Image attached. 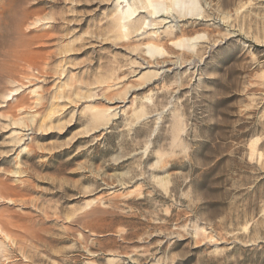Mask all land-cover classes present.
<instances>
[{"label":"rangeland","instance_id":"374dc122","mask_svg":"<svg viewBox=\"0 0 264 264\" xmlns=\"http://www.w3.org/2000/svg\"><path fill=\"white\" fill-rule=\"evenodd\" d=\"M196 3L161 73L112 0H0V264H264V0Z\"/></svg>","mask_w":264,"mask_h":264},{"label":"bare ground","instance_id":"6f19581e","mask_svg":"<svg viewBox=\"0 0 264 264\" xmlns=\"http://www.w3.org/2000/svg\"><path fill=\"white\" fill-rule=\"evenodd\" d=\"M112 1L114 3V7H115V10L113 12L114 13L113 17H114V21H115L114 27L120 32V34L122 35V38H128L130 35L132 37V34L135 36H141L142 38L140 37V39H142V40L146 39L147 40L144 43V45H145V49L147 50V53L151 57L153 55H157V56H161V57L170 58L168 60L166 59V61L163 58L162 60H164V62L163 63L161 62L162 65H158L156 63L157 61L155 62V65H153V63L150 64L149 62H145V61L141 60V63L138 65L141 69H144L143 67H145V68H157V69L162 68L161 69L162 70L161 73H162V72L168 71V69H163L166 66H170L173 69H175V68L177 69V68H180L181 66L184 65V61L182 62L180 60V55H181L180 53L177 56H173L170 54V51L168 49H166L165 47H164L165 48L164 49L162 47L163 45L161 46V44H160L161 40L164 38L168 39L166 47L168 46L170 48H174L176 50H179V51H182L183 53H188V54H193L196 52V48H195L194 43L198 39H201V37H203V36L190 38V39H183V40H173V38H171L175 35L176 30L174 31V28L178 27L177 23L179 21H182V20H179L180 17H182V16L185 17L184 15H186V16H188V15L200 16L201 15V12H200L199 7L196 3V0H146V3H144L142 8H144L146 10L149 9V10L147 11L148 16L143 18V19H140L138 17L140 15V13H142V12H138L137 8L134 6L133 1L132 2H128L127 0H112ZM199 19H200V17H199ZM165 26H166L165 31H163L164 34L161 35L163 32H160V29H163ZM179 28H180V26H179ZM7 52H8V50H7ZM189 63H187L186 65H188ZM14 65H15V63H14ZM3 67H4V65H3ZM139 67H137V68H139ZM171 68H169V69H171ZM10 84H11L10 85L11 90L0 95V98L2 99L3 103L10 100L9 98L11 96L17 95L18 91L20 89V87L17 83L10 81ZM32 92H35V91L32 90ZM93 95L94 94L90 95L88 98H92ZM64 98H66V97H64L62 95V97L58 98L59 99L58 101H61ZM124 101H119L118 102L119 105L114 106V108L110 107V108H107L106 111H102L104 113H101V112L96 113L95 118L96 119L101 118L103 120L107 119L109 121L110 120L109 118L115 116V113L114 114H112V113L115 112L117 109H120L121 108L120 104L124 103ZM107 102H109V101H107ZM25 119L30 122L33 119V115L24 114V116L19 117L17 119H12L10 122H11L13 127L16 126V128H17L19 125H20V127L22 125V127L24 128L23 125H25V124H23L24 122H22V121L23 120L25 121ZM26 126L28 127V125H26ZM21 131H23V130H21ZM13 132H15V131H13Z\"/></svg>","mask_w":264,"mask_h":264}]
</instances>
